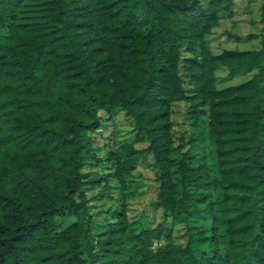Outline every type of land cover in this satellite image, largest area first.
<instances>
[{"label":"trees","instance_id":"16d2710c","mask_svg":"<svg viewBox=\"0 0 264 264\" xmlns=\"http://www.w3.org/2000/svg\"><path fill=\"white\" fill-rule=\"evenodd\" d=\"M235 10L0 0V264H264V0L214 44Z\"/></svg>","mask_w":264,"mask_h":264},{"label":"rangeland","instance_id":"374dc122","mask_svg":"<svg viewBox=\"0 0 264 264\" xmlns=\"http://www.w3.org/2000/svg\"><path fill=\"white\" fill-rule=\"evenodd\" d=\"M259 3H260V0H236V10L232 16L234 19H236V22H234L233 25L230 26L231 22L226 20L227 21L226 24H222L218 26L216 28V32L213 34L214 35L213 43L217 44V42L219 41L218 40L219 38L222 39L226 37V34H224L223 32V29L225 28L226 25L229 28L232 27L231 28L232 31L238 34L244 35V36L249 32L258 31L260 24L253 23L251 20L253 18L258 17ZM232 45L233 46L237 45L239 48H254V47H257L259 43H258V38H254V39L241 38L238 43L233 42ZM221 74H225V71L221 72L220 75ZM247 76H248L247 74H236L232 78H230L228 81L233 82V83L238 82V81L245 79ZM182 110H183L182 108H177L174 113V115L177 117V120L179 121V123H177L176 121L175 124L173 125V130L175 133H177L182 127V125L180 124V121L182 120V116L180 115V113H178V111H182ZM122 129L124 130L125 126H122ZM103 133L107 134V131L105 130ZM211 159H214V155L208 153L207 160L211 161ZM140 169L143 170V172L145 173V176L147 177L151 176V171L149 170L148 167L141 165ZM152 192H153V188L150 186L149 188L146 189V192L140 196V200H139L140 203L137 202V205H139V207H145V209L150 215H153L155 213V211L151 207H149V204H148V200ZM158 214L159 212L156 211L155 215L158 216Z\"/></svg>","mask_w":264,"mask_h":264}]
</instances>
